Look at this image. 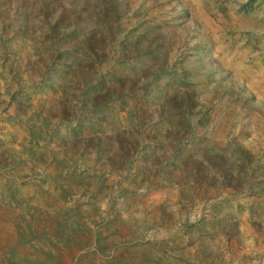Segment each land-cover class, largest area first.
Masks as SVG:
<instances>
[{"label": "rangeland", "instance_id": "374dc122", "mask_svg": "<svg viewBox=\"0 0 264 264\" xmlns=\"http://www.w3.org/2000/svg\"><path fill=\"white\" fill-rule=\"evenodd\" d=\"M0 264H264V0H0Z\"/></svg>", "mask_w": 264, "mask_h": 264}]
</instances>
